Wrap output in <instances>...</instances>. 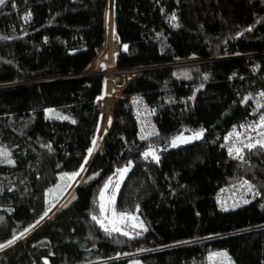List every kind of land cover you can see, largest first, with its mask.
Returning <instances> with one entry per match:
<instances>
[{
    "label": "trees",
    "instance_id": "obj_1",
    "mask_svg": "<svg viewBox=\"0 0 264 264\" xmlns=\"http://www.w3.org/2000/svg\"><path fill=\"white\" fill-rule=\"evenodd\" d=\"M0 37H7L0 39V154H9L0 155V244L42 220L65 178L79 172L80 184L51 219L0 253V264H264V148L240 161L222 144L264 85V0H8ZM106 53L120 69L162 66L134 82L120 76L122 92L153 112L158 135L139 138L127 97L114 96L101 111L104 88L119 94L120 78L28 82L86 73ZM48 109L70 119L49 118ZM200 131L202 138L171 147L174 137ZM150 148L159 163L145 159ZM129 161L114 209L136 214L147 231L109 235L92 217L112 215L101 205L109 207L117 169ZM239 178L259 196L220 210L219 189Z\"/></svg>",
    "mask_w": 264,
    "mask_h": 264
},
{
    "label": "snow or ice",
    "instance_id": "obj_2",
    "mask_svg": "<svg viewBox=\"0 0 264 264\" xmlns=\"http://www.w3.org/2000/svg\"><path fill=\"white\" fill-rule=\"evenodd\" d=\"M6 3H8V0H0V7L4 6ZM13 7H15V4H13ZM30 18H31V14L29 13L25 17V20H28ZM170 19L172 21H175L177 18L175 16V14H173L170 17ZM174 26L179 27V24H174ZM250 30L251 29H247V31H250ZM241 35H243V33H241ZM0 39H7V37H0ZM205 79H207V77H205ZM261 96H264V93H261ZM47 111L49 113V118L60 119V120H69L70 119V117H68V116H62L55 109H48ZM71 122L75 123V120H72ZM109 124H111V119H109ZM241 127H244V126L241 125ZM249 127H251L253 131H258V129H264V116L260 117V121L258 124H253V125H250ZM142 131L144 132V136H142V139H146V138L151 137L153 135H158V133H156L154 130L142 129ZM258 135H259L260 139L248 137L249 142L245 143L244 141L239 139L240 133H237L235 131H233V133H230L226 139H232L235 136L236 140L228 148L229 155L233 156L234 158H236L240 161H244V154H243L244 149H248L249 151H251L252 149H255L258 145L261 148H264V130L258 131ZM202 136H203V131L196 132L190 137H184L183 135H180V136L175 137L171 141V144L173 147H176L179 144L188 143L192 139H200V138H202ZM92 144H93V148H90L88 150L89 156L92 154L93 149L98 147L95 140L92 141ZM237 145H240V146H237ZM0 155L7 157L9 154L7 152H5V153H2ZM143 155H144L145 159H147L149 156H151L153 160H155L157 163H159V156L156 154L155 150L150 148V150L145 152ZM7 162L13 163V161H11L10 159ZM85 163H86V161H85ZM131 163L132 162L129 161L127 166H125L124 168H121V169H117V172L120 174L121 180L127 174V172L130 171ZM81 171H83V167H82ZM73 175H79V173H74ZM109 184H112L111 178L105 184V189L108 188ZM119 186H120L119 182H117L115 184V188L118 189ZM240 187L245 189L246 193H252L253 197L259 195L258 191H254L255 185L252 184L251 182L247 181V180H241L240 181ZM101 199L102 200L104 199L103 193L101 194ZM241 199H242V202L244 204L250 203V201L247 199H243L242 197H241ZM114 202H115V194L113 193V195L107 200V204L109 205V207H106L104 204L101 205V212L103 213L105 211L110 210L112 212V219H108V217H106V216L101 218V219H98L96 216L92 217L93 220H96L97 223L100 224V226L104 229V231L107 234L112 235L113 233H121L124 236H130L131 235L129 231L122 229L120 226H118V224H125V227H130L133 231L137 228L142 229L143 231H147V229L144 227L143 221H139L138 223H132L130 225L126 224L127 221H138L139 218L136 215L126 213V212H121V213L117 214L115 212V209H114ZM237 206H238V204H232V205L222 204L221 205L223 211H228L229 208L234 209ZM44 215L46 216L47 212ZM43 218L44 217L42 216L41 219H43ZM105 220H107V223H105ZM37 223H39V221ZM140 234H141V232L135 231L136 236H138ZM22 237H23V233H21L20 237H14L13 240L8 241V245H11L12 243L15 242L16 239H20ZM6 246L7 245L0 244V249H3ZM214 255L220 256V257H227V253H216ZM228 259L230 260V258H228Z\"/></svg>",
    "mask_w": 264,
    "mask_h": 264
},
{
    "label": "built area",
    "instance_id": "obj_3",
    "mask_svg": "<svg viewBox=\"0 0 264 264\" xmlns=\"http://www.w3.org/2000/svg\"><path fill=\"white\" fill-rule=\"evenodd\" d=\"M247 58L249 60V67L251 69H255L257 55L251 54L247 56ZM114 65H115V69L118 68L116 65V57H115ZM170 66L175 67V65L174 66L170 65ZM161 67L162 66H147V67H136V68H128V69L118 68L116 70L121 72L122 74H129L131 78H134L133 80L134 82L137 79V77H139L140 75H143L147 72L161 69ZM105 72L100 74L101 76L103 75L104 80H105ZM261 93H264V85L261 86L259 89H257V91L253 95L250 96V99L248 102L249 110L247 112V115L238 124L232 125L227 131L222 144H223L224 149L227 151L228 155H229L228 148L235 142L236 137L234 136L232 139H226V138L229 136L230 133H233V131L240 133L239 139L244 141L245 143L249 142L248 137L260 139L258 135V131H261L264 129H258V131H253L252 128L249 126L253 124H258L260 121V117L264 116V96H261ZM126 97L131 99L134 102V105L138 112L136 116L141 125V129L139 131V138L142 139V136H144V132L142 131V129L154 130L156 133H158L154 126V122H153L154 115L151 109L147 107V105L141 101L142 99H140L136 95L127 93ZM241 125H243L244 127H241ZM153 136H156V135H153ZM146 139H142V140H146ZM237 146H240V145H237ZM257 147H260V146L258 145ZM249 152L250 151L248 149H244V153H243L244 160L246 159ZM230 157L234 158L233 156H230ZM241 180H247V179H244V178L234 179L232 182L224 185L223 187L219 189L217 193L216 201H217V206L220 210H222V207H221L222 204H226V205L238 204V206L235 207L234 209L242 207L245 204L242 202L241 197L243 199L253 201L259 196L257 195L253 197L252 193H246V190L240 187ZM254 191H258V189L255 187ZM230 210H233V208H229L228 211Z\"/></svg>",
    "mask_w": 264,
    "mask_h": 264
},
{
    "label": "rangeland",
    "instance_id": "obj_4",
    "mask_svg": "<svg viewBox=\"0 0 264 264\" xmlns=\"http://www.w3.org/2000/svg\"><path fill=\"white\" fill-rule=\"evenodd\" d=\"M107 42V41H106ZM116 44H117V41H116ZM106 45H107V43H106ZM105 45V46H106ZM115 47H118V46H115ZM105 48V47H104ZM115 51H117V49L115 48ZM101 54V53H100ZM109 53H106L105 55H103L101 58H100V62L97 64V62L96 63H92V65L90 66V69L88 70V71H86V73H84L83 75H87V76H93V75H100V74H102V73H104L105 72V70H106V72H110V71H113V70H116V69H118V68H116L115 69V66L114 65H109ZM97 59V58H96ZM197 62V61H196ZM199 63H200V61H199ZM187 64H191V63H185V64H173L172 66H181V65H187ZM170 66V65H169ZM171 68H173V67H171ZM163 69V68H162ZM159 70H161V69H159ZM62 75H65V76H73V75H77V76H79V75H81L79 72H76V73H67V74H62ZM82 75V76H83ZM133 75V74H132ZM58 76H61V75H53V74H49V75H44V76H41V77H36V78H34V79H31V80H29L28 82L29 83H35V82H42V81H53L54 79H56V77H58ZM103 76V75H102ZM120 76H123V74L122 73H120V74H118V75H113V76H111V77H114V78H116V80L118 79V78H120L121 79V77ZM104 78V77H103ZM127 78V81L129 82L130 80H132L133 78H131V76H127L126 77ZM138 78V77H137ZM124 79V78H123ZM123 79H121V82L119 83V82H117L118 83V85L116 86V88L117 89H119L120 90V93L119 94H117V93H115L114 92V90H113V93H111L110 91H106V89L104 88V92H103V95L101 96V98L99 99V104H100V108H101V111L103 110V108H105L104 107V105L105 104H107V103H109V102H111L112 100H113V97L114 96H117V95H120L121 97V99L122 98H125L126 97V95H127V93H128V90L127 91H125V92H122L124 89H125V83L123 82ZM104 83H105V80H104ZM102 116V115H101ZM102 118V117H101ZM99 129H100V127H99ZM194 133H192V134H182L184 137H190V136H192ZM178 136H180V135H178ZM177 137V136H176ZM175 138V137H174ZM173 138V139H174ZM172 139V140H173ZM195 140H197V139H192L190 142H188V143H182V144H179L178 146H176V147H179V146H182V145H185V144H189V143H192V142H194ZM171 147H173L172 146V144H171ZM175 147V148H176ZM78 173V172H77ZM76 176L77 175H71V176H69V177H67V178H65V182L66 183H68L67 184V188H65V190H64V192L62 193L61 192V190H62V187H59V188H57V189H54L53 190V195L54 196H60L59 197V201L52 207V209H51V211H49L50 212V214H49V217H50V219L57 213V212H59L67 203H68V201L70 200V198L72 197V195L74 194V189L76 188V186H77V180H75V178H76ZM85 176L86 175H84V177H83V179L81 180V182L84 180V178H85ZM126 176V175H125ZM124 176V177H125ZM124 177H123V179L121 180L120 178H119V185L121 186V184H122V182H123V180H124ZM120 186H119V188L118 189H115V191H116V193H115V199H116V197H117V194H118V190L120 189ZM74 191V192H73ZM72 194V195H71ZM71 195V196H70ZM61 201V204L60 205H58V203ZM65 204V205H64ZM64 205V206H63ZM105 205V204H104ZM107 207V206H106ZM109 212H111L110 210H109ZM133 215H136V214H133ZM105 216H106V214H105ZM104 216V217H105ZM137 216V215H136ZM106 217H108V219H112V215H108V216H106ZM139 221H127L126 222V224H132V223H138ZM105 223H107V220H105ZM118 226H120L122 229H124V230H127V231H129L128 229H126V227H125V225L124 224H118ZM137 229H139V228H137ZM130 232V231H129ZM24 233H26V231L24 232ZM23 233V237L21 238V239H19V241H17V243L18 242H20L21 240H23V239H25L26 237H24V234ZM21 236V234L18 236V237H20ZM14 244H16V243H14ZM13 244V245H14ZM9 247H11V246H9ZM8 247V248H9ZM8 248H4V249H0V253H2V252H4L5 250H7ZM135 264H139V263H135Z\"/></svg>",
    "mask_w": 264,
    "mask_h": 264
},
{
    "label": "water",
    "instance_id": "obj_5",
    "mask_svg": "<svg viewBox=\"0 0 264 264\" xmlns=\"http://www.w3.org/2000/svg\"><path fill=\"white\" fill-rule=\"evenodd\" d=\"M84 74V73H83ZM83 74H81V75H79L80 77H82V75ZM83 76H87V75H83ZM66 77H70V76H58V77H56V79H54L55 81H58V80H62V79H64V78H66ZM21 84H25V83H21ZM20 84V85H21ZM17 85H19V84H17ZM17 85H13V86H17ZM110 130V129H109ZM95 157V156H94ZM78 187V186H77ZM76 190V189H75ZM74 190V191H75ZM61 204V201L58 203V205H60ZM51 211V210H50ZM49 214H50V212H48L47 213V215L46 216H44V218L42 219V220H40L39 221V223H37V224H35L33 227H31L30 229H28L27 231H26V233H24L25 235H24V237H28L32 232H34L41 224H43L46 220H49L50 218H49ZM21 239V238H20ZM17 241H19V239H16L15 240V242L14 243H17ZM14 243H12L11 245H8V244H6L7 246L6 247H4V248H8L9 246H12ZM3 248V249H4Z\"/></svg>",
    "mask_w": 264,
    "mask_h": 264
},
{
    "label": "bare ground",
    "instance_id": "obj_6",
    "mask_svg": "<svg viewBox=\"0 0 264 264\" xmlns=\"http://www.w3.org/2000/svg\"><path fill=\"white\" fill-rule=\"evenodd\" d=\"M120 73H121V72H119V71H117V70H113V71H110V72H105V77H111V76H113V75H118V74H120ZM105 135H106V134H105ZM103 141H104V140H103ZM100 148H101V147H100ZM100 148L98 149V151L100 150ZM98 151L95 152V154L92 156V159L94 158V156L97 154ZM78 173H79V172H78ZM85 175H86V173H85ZM76 179H77V176H76L75 180H76ZM79 185H80V184H79ZM79 185H77V186H79ZM77 186H76V188H77ZM76 188H75V189H76ZM75 189H74V190H75ZM73 192H74V191H73ZM71 195H72V194H71ZM71 195H70V196H71ZM64 205H65V204H64ZM64 205H63V206H64Z\"/></svg>",
    "mask_w": 264,
    "mask_h": 264
},
{
    "label": "clouds",
    "instance_id": "obj_7",
    "mask_svg": "<svg viewBox=\"0 0 264 264\" xmlns=\"http://www.w3.org/2000/svg\"><path fill=\"white\" fill-rule=\"evenodd\" d=\"M196 63H199V62H196ZM112 125V124H111ZM111 128V127H110Z\"/></svg>",
    "mask_w": 264,
    "mask_h": 264
}]
</instances>
